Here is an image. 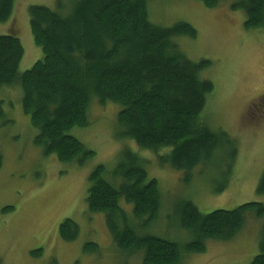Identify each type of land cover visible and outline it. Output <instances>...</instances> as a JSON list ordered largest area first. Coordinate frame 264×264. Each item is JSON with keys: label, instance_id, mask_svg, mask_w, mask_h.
I'll return each mask as SVG.
<instances>
[{"label": "trees", "instance_id": "trees-1", "mask_svg": "<svg viewBox=\"0 0 264 264\" xmlns=\"http://www.w3.org/2000/svg\"><path fill=\"white\" fill-rule=\"evenodd\" d=\"M201 1L212 7L220 0ZM13 5L14 0H0V22L10 18ZM231 7L244 11L245 28L264 26V0H234ZM28 17L42 57L20 72L24 49L19 38L0 35V89L20 88L23 112L38 131L33 142L44 155L55 154L66 162L93 153L68 131L87 124L90 102L96 98L100 105L111 101L121 106L118 120L124 135L140 149L169 148L159 163L182 171L185 183L195 171L199 177L222 174L220 167L212 166L223 148L233 160L235 140L222 130L213 131L200 117L213 90V83L200 77L209 62L190 60L174 41L176 36H195L191 25L154 24L146 0H57L55 8L30 5ZM147 163L138 153L122 150L108 178L102 165L92 170L86 196L90 211L105 214L114 241L121 248L142 251L144 264H180L184 254L204 251L207 240H232L249 212L264 216V202L201 213L185 199L178 204L176 224L191 240L181 243L140 233L131 220L146 226L161 207L158 182L148 176ZM225 174H230V166ZM257 192L264 194V172ZM122 199L131 205V217ZM260 231L259 252L248 264H264V223ZM77 233L71 219L60 224L63 239L72 240Z\"/></svg>", "mask_w": 264, "mask_h": 264}, {"label": "rangeland", "instance_id": "rangeland-1", "mask_svg": "<svg viewBox=\"0 0 264 264\" xmlns=\"http://www.w3.org/2000/svg\"><path fill=\"white\" fill-rule=\"evenodd\" d=\"M56 1L14 0L10 18L0 22V35H16L23 46L20 72L42 57L30 30L28 7L55 8ZM146 1L154 24L170 27L185 22L195 29V36H176L174 41L190 60L209 62L200 77L210 80L213 90L200 117L213 131L222 130L235 140L233 160L223 148L212 166L220 167L222 174L199 177L195 171L185 183L182 171L159 163V156L169 148L140 149L124 135L118 120L121 106L111 101L100 105L93 97L87 124L68 131L93 153L63 162L55 154L44 155L34 144L38 131L23 112L20 88H1L0 264H144L142 251L121 248L112 238L105 214L90 211L86 201L92 170L102 165L108 178L126 148L147 160L148 176L157 179L161 193L158 217L146 226L131 220L140 233L181 243L191 240L176 224L178 204L185 199L201 213L264 202V194L257 192L264 172V26L245 28L246 15L242 9H232L234 0H220L212 7L201 0ZM229 166L230 174H225ZM120 202L131 217V205ZM65 219L78 227L72 240L59 234ZM263 223L264 216L249 212L232 240H207L204 251L184 254L180 264H248L259 252Z\"/></svg>", "mask_w": 264, "mask_h": 264}]
</instances>
